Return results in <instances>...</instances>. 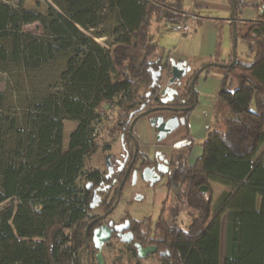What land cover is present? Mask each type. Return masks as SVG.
Listing matches in <instances>:
<instances>
[{
	"label": "trees",
	"instance_id": "16d2710c",
	"mask_svg": "<svg viewBox=\"0 0 264 264\" xmlns=\"http://www.w3.org/2000/svg\"><path fill=\"white\" fill-rule=\"evenodd\" d=\"M55 2L60 11L49 5L42 14L0 1V64L12 62L33 71L58 56L65 60L61 91L30 103L25 129L13 134L10 145L0 140V264H79L92 210L86 185L94 187L101 179L93 164L99 147L93 130L103 121L114 122L116 128L121 119L140 112L151 99L147 93L154 98L151 105L159 103V86L151 85L149 69L169 68V62L164 48L153 40V27L187 30V19L192 18L195 30L204 19L192 9L184 10V0ZM235 4L238 29L240 11L250 4ZM254 7L258 15L243 22L247 29L240 37L245 53L236 54L229 65L230 51L223 67L218 128L208 132L192 165L170 178L161 216L154 232L146 235L148 243L166 252L155 255L159 264H220L224 214L222 264H264V0ZM104 9L117 16L112 51L81 30L97 27ZM32 22L41 24V36L22 31ZM222 23L217 22L218 28ZM221 43L217 37L214 61L220 62ZM190 81L169 102L189 106L185 119L193 109ZM107 100L114 107H107ZM63 119L77 121L65 150ZM94 119L97 123L91 124ZM3 121L0 117V130ZM211 182L225 187L216 210ZM168 197L176 208L171 214ZM181 205L193 217L185 227L176 219ZM128 250L134 257L133 247ZM81 264H96L92 245L81 252Z\"/></svg>",
	"mask_w": 264,
	"mask_h": 264
},
{
	"label": "rangeland",
	"instance_id": "374dc122",
	"mask_svg": "<svg viewBox=\"0 0 264 264\" xmlns=\"http://www.w3.org/2000/svg\"><path fill=\"white\" fill-rule=\"evenodd\" d=\"M1 2L8 3L15 9H29L34 12L46 14L47 7L50 5L55 9L60 11V7L55 2V0H0ZM195 0H184V9L190 10L195 9L194 7ZM204 1V0H203ZM211 4L215 3V5H209L208 15L213 17H221L222 12L219 11L216 7L219 0H208ZM200 3L202 4L201 0ZM199 12V11H198ZM196 13V12H195ZM198 14V13H196ZM199 12L198 15H200ZM226 14V13H225ZM227 15V14H226ZM187 25L189 29L185 30L183 27L181 28H171L170 30H156L153 27V40L158 44V46L164 48V52L166 55L169 54V58H177L179 52H181L187 44L192 43L193 46L190 47V51L194 52V54H190L186 57L185 61L187 65L190 66V69L186 73L184 77H182V87L179 91H185L184 87L188 82L189 77L191 78L189 89L191 90V99L193 100V111L190 114V132L195 131L196 123H201L206 125L204 134H193L195 140L193 143V148L190 155V162L194 161L197 157L201 155V143L206 137V133L209 130L218 128L217 118L213 119H204L205 113L208 112L209 106L213 104V101L218 99V90L220 87L216 89V85H218V81H221V76L224 73V68L220 66L209 65L206 69H202L196 77H194L196 71L201 67V63L208 64L211 62L218 61H209L210 59L207 57H200V51L197 46V42L200 40V31L198 34V29H196V34L194 30H191L193 26V19H187ZM117 16L113 11L108 9H104L101 13V22L95 28H90L87 30L81 29L86 35L90 36L97 44L103 46L104 48H108L109 51H112L116 46L115 37L116 28H117ZM224 27V28H223ZM23 32L30 33L33 35L41 36L43 34V30L41 24L39 22H32L28 24H24L21 27ZM210 35L208 34V40H213L215 35L223 42H226L225 47L229 51L232 50V41L230 36V29L228 26H218L211 28ZM221 49V48H220ZM246 51V44L240 39H237L236 46V54L241 56L243 52ZM189 54V53H188ZM197 56V57H194ZM206 60H208L206 62ZM217 60H219L220 64H228V57H225L223 52L220 50V53L217 56ZM202 64V65H204ZM65 66V60L63 57L58 56L53 61L43 65L41 68H38L33 71H28L22 68L19 64L7 62L0 64V117L3 119L2 129L0 130V140L7 145H10L13 141V134L23 131L25 129V125L27 122V111L29 109L30 103H35L40 101L43 97L47 95H56L62 89V81L60 78V73L63 71ZM113 80L114 74H111ZM194 77V79H193ZM199 92V94H198ZM202 93H204L205 97H202ZM217 102H219L217 100ZM164 116L169 114L168 111H162ZM96 119L91 121L92 123H97ZM109 123V122H107ZM106 121H103V124L100 122L97 123V137L98 140L103 142L104 140H109L110 138L107 135H110L115 128H112L114 122L107 124ZM63 128H62V149L65 150L68 146L69 135L76 128L77 121H72L68 119L62 120ZM105 125V126H104ZM107 125V126H106ZM185 129L183 126L178 127V129L168 136L165 141L170 140L171 136L179 132H183ZM172 136V137H173ZM263 148H261L262 150ZM260 150V153H261ZM98 151V150H97ZM100 154H95L93 157V164L98 162ZM212 188V194L215 196L214 200V210L221 204L223 201V193L218 194L219 191L214 186V184H210ZM155 205L151 206V204L147 201L145 203L134 202L130 206V211L132 215L137 218H141L146 214H150L151 216H155L158 213L159 201L166 197V190L161 185H157L156 193H155ZM167 213L171 214L176 211L174 203L168 197V202L166 203ZM178 217V219H177ZM223 229H222V247H221V255L220 261L222 260L223 253L225 250V221L226 214L223 216ZM193 217L188 215L187 209L184 206L179 207V213H177L176 219L177 223L180 226L185 227L190 223ZM102 253L104 255L105 264H159L156 256L154 257H144L140 260L135 259L128 252V248L123 243L119 241L110 240L102 249ZM119 259V260H118ZM222 264V262H220Z\"/></svg>",
	"mask_w": 264,
	"mask_h": 264
},
{
	"label": "flooded vegetation",
	"instance_id": "af4514ba",
	"mask_svg": "<svg viewBox=\"0 0 264 264\" xmlns=\"http://www.w3.org/2000/svg\"><path fill=\"white\" fill-rule=\"evenodd\" d=\"M162 62L164 61L162 60L161 64ZM158 69H161L162 72L158 77L159 80H156L159 91L165 85H168L169 88L175 89L177 93L180 92L182 78L168 84V79L171 76L170 68L158 65ZM149 96L150 94L147 93V97L151 99L146 105L143 103L140 112L131 113L129 117L121 119L116 124V130L107 135L110 141L106 140L101 145V141L96 139L99 147L95 154H100V157L98 162L94 164V167L99 169L101 179L97 182L96 186L92 187L90 183V186L86 188L87 191H90L89 207L92 210L90 211V220L86 225V227L88 225L89 227L86 233L88 245L85 247L89 248L92 245V249L95 250V258L97 249L94 246L93 234L95 229H101L102 227L111 229L110 238L107 242L103 243L102 249L110 240L115 239L126 245V248L132 246L135 254L134 258L137 260L141 258L137 256L136 244L141 247L154 246L156 248L155 252L148 254L146 257L163 256L166 254V252L158 249L154 244L148 243L146 235L154 232L155 224L161 216L162 208L166 202L170 178L183 170L184 167L192 165V162L189 160L193 148L192 137L189 134L190 119L188 118L190 113L187 119H185L184 109L189 106H172L169 104L170 101L162 103L161 99L166 97V94L160 95L158 92L159 103L154 105H151L154 98ZM162 105L175 108V111L169 112L167 116L177 115L178 117H183L185 121L184 124H179L178 126H183L185 130L174 134V136L172 135L173 137L171 136L170 140L167 141L165 139L174 133L178 127L158 141L156 139L157 130L154 125H151L149 119L162 112L139 116V113L143 111ZM142 123L145 125L142 126ZM145 169L148 170L150 179L157 177L155 181L143 178L142 172ZM157 185H161L166 190V197L158 203L157 215L151 216L148 213L141 218L134 217L129 208L135 201L139 203L148 201L151 206L155 205L154 195ZM93 192L97 199L94 206H91ZM122 225H126L127 227L122 230L115 229L116 226ZM129 232L132 234L131 240L128 243L122 242L120 237ZM128 252L130 251L128 250Z\"/></svg>",
	"mask_w": 264,
	"mask_h": 264
},
{
	"label": "water",
	"instance_id": "95a60500",
	"mask_svg": "<svg viewBox=\"0 0 264 264\" xmlns=\"http://www.w3.org/2000/svg\"><path fill=\"white\" fill-rule=\"evenodd\" d=\"M235 8H236L235 0H230L229 22L231 26L232 61L229 63V65L232 64L236 58V46H237L238 35H237V29H236ZM168 62H169V68H170V74H171L170 78L168 79V84H171L175 80H179L180 78L184 77L186 73L188 72V70L190 69V66H188L185 61H175L174 59L171 58V59H168ZM207 65H214V66H220V67L226 66L225 64H220L218 62H211L208 64H204L203 66L199 68L198 71H196L194 77H196V75L202 69H204ZM149 70L151 72V79H152L151 85L154 86L156 83V80L158 79V77L161 75L162 72H161V69L150 68ZM159 94L160 95L166 94V97L161 99L162 103H165L167 101H172L174 98V95L177 94V91L173 88H169L168 85H165L162 89H160ZM174 109L175 108H171L165 105L154 106L146 111L139 113V116L141 115L145 116L150 113L162 112V111L174 112L175 111ZM149 119H150L151 125H154V127L157 130L156 139L158 141L162 140L168 133L176 129L179 126V124H184L185 122L183 117H178L177 115L164 116L162 113L152 116ZM147 173H148L147 169H145L142 172V176L144 179H150L149 173L148 174ZM156 178L157 177H153L150 180L155 181ZM89 186H90V182L87 183L86 187H89ZM96 199L97 197L95 193L93 192L92 202L90 203L91 206H94ZM88 227L89 225L85 229L84 245L78 251L79 264H81V252L88 245V241L86 238ZM126 227H127L126 225L116 226L115 229L122 230L123 228H126ZM110 232H111V229L107 227H102L101 229L94 230L93 242H94L95 248L97 249V252H96L97 264H105L104 257L102 254V245L103 243L109 240ZM120 238L122 242L128 243L132 238V234L129 232V233L123 234ZM136 247H137V256L139 258H144L148 254H151L155 252L156 250L154 246L141 247L140 245L136 244Z\"/></svg>",
	"mask_w": 264,
	"mask_h": 264
},
{
	"label": "crops",
	"instance_id": "0c3cea01",
	"mask_svg": "<svg viewBox=\"0 0 264 264\" xmlns=\"http://www.w3.org/2000/svg\"><path fill=\"white\" fill-rule=\"evenodd\" d=\"M257 1L258 0H246V3L250 4V6L247 5L241 9L240 14H239V18L237 21L238 22V29H237L238 38H240L245 33V31L247 29L246 26L243 25V22L250 21L258 15V12H259L258 9L254 7V5ZM201 2H202V4L200 3V0H195L194 1L195 9H192L193 11H196L198 14H199V12H201L199 17L204 18L202 20V22L198 26H196V29H198V31L196 29L194 30L195 34H196V31L198 32V34H199V31L201 32L200 33V35H201L200 40L197 42V46H198V49L200 51V57L198 59H201L202 57H207L210 59L209 61H212V60H214V53H215V48H216L217 36L215 35V38L212 41L208 40L207 36H208V34L210 35V31L212 30L211 28L215 27V29H216L218 21H223L221 26H228L230 29V32H231V26H230V22H229L230 2H229V0H219L218 1V4L216 5V7L219 11L222 12V15H224L221 17H213V16L207 14L209 11L208 7H210L209 5H213V4L215 5V3L211 4L208 0H204V1L201 0ZM225 44H226V42H224V41L221 43V46H220L221 49L220 50L223 52L225 57H229L230 51L227 49V47H225ZM191 46H193L192 43L187 44L186 47L181 52H179L178 57L175 59L174 58H172V59H174L175 61H185L186 57H188L190 54H194V52L190 51ZM244 53H245V51L243 52V54ZM166 56H169V54ZM194 57H197V56H194ZM168 59H171V58L168 57ZM207 61L208 60H206V62ZM204 63L205 62H202L201 66H203L202 64H204ZM186 64H187V62H186ZM222 77H223V75L221 76V80H222ZM218 83L219 84L216 85V89L218 87H220L221 81H218ZM218 92H219V90H218ZM198 94H199V92H198ZM217 96H218V94H217ZM202 97H205L204 93H202ZM217 100L219 101V99H217ZM217 100L213 101V104L211 106H209V110L207 113H205L204 119H213V118L216 119L217 118L216 116L218 115V105H220V102H217ZM193 109H194V107H193ZM193 109H192V111H193ZM191 112H190V114H191ZM189 117H190V115H189ZM143 125H145V124L142 123V126ZM205 127H206V125H203L202 123L200 125V123L198 122L195 125V128H194L195 131L190 132V130H191V128H190L189 134L192 137L193 143L195 140L193 134H196V135H198L200 133L204 134L205 131L203 130V128L205 129ZM209 131H211V130H209ZM208 132L206 133V136H207ZM193 162L194 161H192V163ZM211 184H214V186L217 188V190L219 191L218 194H222L224 192V190H225L224 185L216 183V182H211ZM214 198H215V196L212 194V203L215 202ZM222 229H223V217L221 218V230H220V255H221V247H222V244H221ZM225 229H226V221H225ZM223 257H224V253H223ZM223 257H222V260L220 262H223Z\"/></svg>",
	"mask_w": 264,
	"mask_h": 264
},
{
	"label": "built area",
	"instance_id": "2783aa9c",
	"mask_svg": "<svg viewBox=\"0 0 264 264\" xmlns=\"http://www.w3.org/2000/svg\"><path fill=\"white\" fill-rule=\"evenodd\" d=\"M262 7H260V9H261ZM106 48V47H105ZM106 106L107 107H114L113 106V103L110 101V100H107L106 101ZM97 133H98V129H97V127H95V129L93 130V132H92V136L94 137V139L96 140V139H98V138H96L97 137Z\"/></svg>",
	"mask_w": 264,
	"mask_h": 264
}]
</instances>
